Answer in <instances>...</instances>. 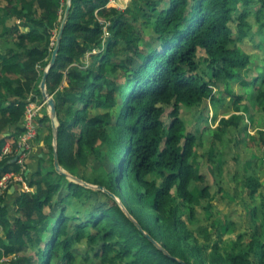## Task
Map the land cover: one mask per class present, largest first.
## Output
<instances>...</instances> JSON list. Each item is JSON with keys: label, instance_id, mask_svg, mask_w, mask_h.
Instances as JSON below:
<instances>
[{"label": "trees", "instance_id": "obj_1", "mask_svg": "<svg viewBox=\"0 0 264 264\" xmlns=\"http://www.w3.org/2000/svg\"><path fill=\"white\" fill-rule=\"evenodd\" d=\"M110 1L73 0L47 78L57 102L61 165L90 182L77 171L81 161L108 159L107 175L94 181L107 191L58 174L52 144L43 187L42 166L30 163V154L23 175L37 189L0 197L2 254L11 257L10 264H75L74 246L87 239L95 254L86 259L94 264H182L127 216L117 196L145 231L188 264H264V202L261 218L258 208L252 211L253 233L237 252L220 250L215 241L220 229L211 233L210 226H202L198 235L188 227L186 215L195 220V184L206 178L194 165L198 137L181 116L183 107L219 102L223 83L229 89L236 81L251 86L250 101L264 103V60L260 73L246 77L254 59L240 46L253 33L252 17L264 28V0H132L126 10L109 7ZM7 2L2 6L0 1V51L6 44L1 73L21 77L0 82L6 91L0 94V117L9 133L4 136L0 129V155L7 141L14 147V154L0 159V179L22 170L14 159L26 132L28 98L35 92L41 95L39 85L57 40L54 31L60 30L66 10L65 0H36L39 13L21 0ZM10 18L12 25L7 23ZM145 30L152 31V44L144 42ZM90 53L91 62H83ZM243 98H235L232 114L214 131L215 142L224 144V134L239 129ZM65 117L73 120L66 122ZM249 138L264 148L263 130ZM244 184L252 196L262 187L257 175L247 176ZM99 193L107 197L101 211L89 212L87 218L67 214L72 199L87 204ZM211 195L209 185L200 190L203 198Z\"/></svg>", "mask_w": 264, "mask_h": 264}, {"label": "rangeland", "instance_id": "obj_2", "mask_svg": "<svg viewBox=\"0 0 264 264\" xmlns=\"http://www.w3.org/2000/svg\"><path fill=\"white\" fill-rule=\"evenodd\" d=\"M160 1L164 3L163 0H159V3H161ZM65 2L67 3V0H65ZM131 2L128 4L127 8L130 7ZM36 11L37 13L40 12L38 10ZM12 19L13 18H10L9 20ZM251 20L253 23V33L240 42L241 48H243L245 52L252 54L254 59L253 68L252 70L246 71V77L260 73L261 70L258 68H261L264 60V28H260V23L256 21L255 17H252ZM20 22L21 20H18L17 23L20 24ZM20 28L23 32L29 31V29L27 30L21 24ZM2 29L0 27V32ZM234 30H236V28H234ZM58 33L59 31H54L56 36ZM145 35L144 42L152 44V31L145 30ZM106 37H109V34H107ZM8 41H12L11 44L14 42L13 38H8ZM3 47L6 48V44ZM5 48L1 49L0 55L5 53ZM97 52L98 51H93L92 53L95 54ZM201 55L205 54L202 53ZM90 56L91 53L84 58L83 62L90 63ZM41 69L42 68L39 66V71H41ZM20 77V75L16 74L9 76L5 73H1L0 60V82L2 80H9L14 83L20 79ZM64 86H67V82L64 83ZM221 86L220 88L222 91L219 92L218 96L220 99L219 102L213 103L208 100L207 103L197 108L183 107L181 116L187 124L188 131L198 137L197 156L194 159V165L196 172L205 175L206 178L203 184H201V182L195 184L196 186L193 190L197 197L194 204L195 220L191 221L188 213L186 215L188 227L197 232L198 235V229L202 226H210L209 231L211 233H213L216 228L220 229L215 241L219 244L220 250L226 253L239 251L243 246H246L250 240V236L254 230V222L251 219L252 211L258 208L259 214H257V216L261 218L262 215V204L264 202V148L260 146L258 141L252 142L249 137L250 135H258L262 130L264 131V103L253 104L250 101L253 95L252 87H244L239 81L231 83L230 89L226 87L225 83ZM218 89L219 88L216 89V92H218ZM5 92V89L0 86V94ZM237 96H244L240 102L244 107L243 111L240 112V114L244 116V120L240 124L239 129L236 131L234 129H229V131L224 134V144L218 140L215 142L214 131L222 128L224 126V118L227 119L232 114L233 102ZM30 98L34 101L33 103H40L44 100L42 93L41 95L33 93L28 98L27 106L32 103V101H29ZM118 101V105H120L122 100L119 99ZM79 105L80 103L78 106ZM45 110H48L47 106L42 110V115L45 113ZM94 111L96 112V109H94ZM97 111L103 112V110ZM118 112L119 107H117V111L115 112L117 120L119 116ZM25 117L26 116H24V126L26 124ZM41 118H43V116H39L37 122H39ZM65 120L66 122H71L73 118L68 117ZM2 124L5 128L6 126L3 122ZM99 148L105 151L106 144L101 143ZM108 163V159L103 163L99 159L91 162H88V159H84L81 161L77 171L82 176L90 179L91 183H94L98 178L107 175L106 168L108 167ZM41 166L42 171L39 180L42 182V186L45 187L47 176L45 177L44 175L48 174L47 164L42 163ZM249 175H257L262 182V187L253 196L244 184L246 177ZM59 178L58 175L54 176V180L56 181L59 180ZM205 185H209L210 193L212 194L208 198L200 196V190ZM21 186V192L37 189L29 186L27 189L23 184ZM71 202L73 206H69L70 204L67 206V214H82L80 217L87 218L85 214L93 211L99 212L107 206V197L103 193H99L87 204H82L78 199H72ZM260 223L261 221L259 220L257 224ZM1 235L2 232L0 230V236ZM201 240L204 241L203 237H201ZM74 248L76 255L75 264H94L91 259H86V256H94L95 254L87 239L77 243ZM10 260L11 257H5L2 254L0 247V264H10Z\"/></svg>", "mask_w": 264, "mask_h": 264}, {"label": "water", "instance_id": "obj_3", "mask_svg": "<svg viewBox=\"0 0 264 264\" xmlns=\"http://www.w3.org/2000/svg\"><path fill=\"white\" fill-rule=\"evenodd\" d=\"M72 2L73 0H67L66 3V10H65V16H64V20L63 23L61 25V28L59 30V33L57 35V40H56V45L55 48L53 50L52 53V57L51 60L49 62V64L47 65V67L44 70V75L43 78L41 80L40 83V90L43 96V99L46 101L47 104V108L49 110V115L50 118L52 120V127H53V147H54V166H55V170L57 173H59L62 176H65L69 181L80 184L84 187L87 188H91L94 190H98V189H103L106 190L104 187L99 186L97 184L88 182L82 178H80L77 175H74L73 173L69 172L68 170H66L60 163L59 160V145H58V140H59V128H60V122L58 120V114H57V102L56 99L54 97L53 94H51L48 90V85H47V78L48 75L50 74L51 69L53 68V66L55 65L56 61H57V56L59 53V49H60V44H61V39H62V35L65 29V25L68 21V16L70 14L71 8H72ZM18 157H15L14 161H17ZM28 173V171H27ZM14 189V188H12ZM107 191V190H106ZM112 194V193H111ZM112 196H114L112 194ZM116 200L119 201V204L121 205L122 209L125 211V213L127 214V216L134 222L137 224V226L162 250L164 251L168 256L172 257L175 260H178L179 262H181L182 264H188L186 261H184L183 259H180L176 256H174L161 242H159L158 240H156L154 237H152L147 231H145L141 224L139 223V221L135 218V216L130 212V210L128 209V207L122 202V200L117 197L114 196Z\"/></svg>", "mask_w": 264, "mask_h": 264}, {"label": "built area", "instance_id": "obj_4", "mask_svg": "<svg viewBox=\"0 0 264 264\" xmlns=\"http://www.w3.org/2000/svg\"><path fill=\"white\" fill-rule=\"evenodd\" d=\"M131 0H111L108 6L116 7L120 10H124L127 8L128 4ZM125 4V5H124ZM107 34H109L107 32ZM54 44V43H53ZM29 101H32L30 98ZM30 103L27 106V111L25 114V128L26 132L20 137L18 142V148L16 151L18 152L17 156L19 162L22 165V170L18 172H6L0 179V197L4 196L7 192L11 191L12 188L16 187L17 184H23L28 189V184L25 182V178L23 172L25 170V159L33 152L35 146V139L38 136V122L37 118L39 116H43V109L47 106L46 101L42 100L40 103ZM14 154L13 143L7 141L3 147L2 154L0 155V159H3L6 156Z\"/></svg>", "mask_w": 264, "mask_h": 264}, {"label": "crops", "instance_id": "obj_5", "mask_svg": "<svg viewBox=\"0 0 264 264\" xmlns=\"http://www.w3.org/2000/svg\"><path fill=\"white\" fill-rule=\"evenodd\" d=\"M7 0H1V4L2 6H5L7 4ZM23 6L25 5L26 7H28L29 9L31 8L34 10H38V5L36 4V0H21L20 2ZM33 7V8H32ZM16 22H18V19L16 20ZM8 25H12L14 23V19L9 20ZM0 27L1 29L3 28L2 23L0 22ZM27 30L29 29L28 27H25ZM2 31V30H1ZM37 93V92H35ZM38 95V93H37ZM3 120L0 117V129H1V133L4 136H8V129L2 126V122ZM38 137L36 139L35 142V146L33 149V152L31 153L30 157H29V161L30 163L34 162V166L42 164V163H46L45 161L47 160V156L49 153V149H50V145H53V127H52V120L50 118L49 115V110H45V113L43 114V118H41L38 122ZM34 166H32V169H35ZM21 192L20 187L16 186L14 187V189H12L11 191H9V193H13V192Z\"/></svg>", "mask_w": 264, "mask_h": 264}]
</instances>
